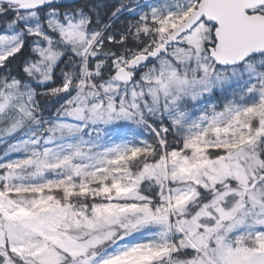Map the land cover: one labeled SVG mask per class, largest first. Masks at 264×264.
<instances>
[{"label": "snow or ice", "instance_id": "1", "mask_svg": "<svg viewBox=\"0 0 264 264\" xmlns=\"http://www.w3.org/2000/svg\"><path fill=\"white\" fill-rule=\"evenodd\" d=\"M0 144V264H264V0H0Z\"/></svg>", "mask_w": 264, "mask_h": 264}, {"label": "trees", "instance_id": "2", "mask_svg": "<svg viewBox=\"0 0 264 264\" xmlns=\"http://www.w3.org/2000/svg\"><path fill=\"white\" fill-rule=\"evenodd\" d=\"M122 1H128V0H122ZM87 2L102 4V5L107 6L108 8H112L113 6H116L118 5V3H120L119 0H87ZM121 20H123V17H121ZM5 147H6L5 144H0V153L3 152Z\"/></svg>", "mask_w": 264, "mask_h": 264}, {"label": "rangeland", "instance_id": "3", "mask_svg": "<svg viewBox=\"0 0 264 264\" xmlns=\"http://www.w3.org/2000/svg\"><path fill=\"white\" fill-rule=\"evenodd\" d=\"M119 2H120V3H121V2L127 3L128 1H122V0H119ZM120 3H118V5H119Z\"/></svg>", "mask_w": 264, "mask_h": 264}]
</instances>
